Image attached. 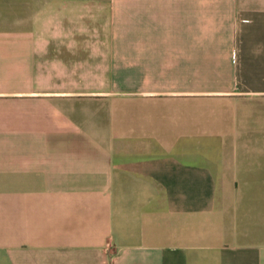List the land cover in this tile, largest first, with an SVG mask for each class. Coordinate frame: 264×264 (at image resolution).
Instances as JSON below:
<instances>
[{"label":"crops","instance_id":"crops-1","mask_svg":"<svg viewBox=\"0 0 264 264\" xmlns=\"http://www.w3.org/2000/svg\"><path fill=\"white\" fill-rule=\"evenodd\" d=\"M0 264H264V0H0Z\"/></svg>","mask_w":264,"mask_h":264}]
</instances>
